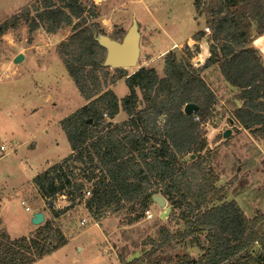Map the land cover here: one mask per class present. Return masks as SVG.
<instances>
[{
    "label": "trees",
    "instance_id": "1",
    "mask_svg": "<svg viewBox=\"0 0 264 264\" xmlns=\"http://www.w3.org/2000/svg\"><path fill=\"white\" fill-rule=\"evenodd\" d=\"M194 4L211 30L210 54L196 67L197 45L180 57L171 50L165 56L163 77L154 67L145 66L131 74L126 68L110 73L105 64L108 49L99 37L118 40L126 31L106 34L99 22L92 21L97 17L94 0L91 4L34 0L0 23V36L25 23L29 41L41 28L56 34L71 27L72 33L56 46V52L86 100L60 121L71 153L37 172L33 180L52 217L32 236L12 238L0 229V264H34L68 244L57 218L77 198L84 199L88 190L91 195L85 203L94 214L114 205L147 207L159 193L170 199L173 210H180L175 216L184 229L173 233L162 226L158 239H149V257L180 240L204 236L205 244L196 243L202 254L194 258L184 253L176 264L264 261V236L258 232L264 214L249 217L236 200H226L224 187L217 185L219 175L207 166L210 149L203 123L212 116L217 95L202 75L214 65L219 67L242 101L231 118L264 142V60L253 45L255 36L264 33V0H195ZM206 36L200 29L193 39L198 44ZM122 79L129 93L120 99L111 86ZM188 103H196L198 109L187 114ZM121 110L127 119L114 123ZM62 196L70 203L64 208L55 203ZM141 260L136 257L125 264H142Z\"/></svg>",
    "mask_w": 264,
    "mask_h": 264
},
{
    "label": "rangeland",
    "instance_id": "2",
    "mask_svg": "<svg viewBox=\"0 0 264 264\" xmlns=\"http://www.w3.org/2000/svg\"><path fill=\"white\" fill-rule=\"evenodd\" d=\"M33 1L0 0V23ZM87 1L88 4L92 2ZM194 2L94 0L97 17L92 21L99 22L106 34L122 29L128 33L135 27L140 53L138 63L128 68V73L143 66L154 67L163 77L165 56L171 50L180 57L197 45L199 53L193 59L196 67L201 66L210 54L207 38L211 31H206V38L198 44L193 39L198 30L208 26L205 15L198 13ZM71 33V27L62 28L56 34H48L41 28L29 41L28 26L21 23L17 29H10L0 36V196L7 203L1 224L4 223L6 228L2 229L13 237L29 231V216L34 209L44 210L48 219L52 217L50 206L42 201L33 180L37 172L69 155L70 144L60 121L86 103L56 52V46ZM175 43L178 45L173 48ZM19 54L24 58L17 62ZM218 69L212 66L202 72L217 95L213 114L203 123L210 149L205 154L207 166L219 175L217 185L224 187L225 199L236 200L246 215L254 217L257 212L264 214V142L250 130L244 132L243 127L240 130L231 124L229 117L239 98L224 83ZM109 70L114 73V68ZM111 88L120 99L129 93L124 79ZM127 117L121 110L112 121L119 123ZM227 129L232 133L224 137ZM185 159L191 161L189 156ZM87 186L92 189L91 184ZM164 197L166 206L155 201L147 207L140 203L127 204L124 208L114 205L96 214L86 207L85 199L77 198L72 208L57 218L65 234L74 233L78 238L69 246L77 256V263L71 258L69 261L62 259L61 255L55 261L64 264H125L140 257L142 264H176L184 253L198 258L203 250L196 243L205 244L204 236L198 237L197 241L180 240L152 257L147 255L152 247L149 239H158L162 226H167L173 233L184 229V224L178 223L175 216L180 210L174 211L170 199ZM65 199L55 198L56 205L60 208L69 205ZM9 204L12 205L11 211ZM26 206L31 210H26ZM147 208L154 214L151 219L145 215ZM82 219H86L84 225ZM96 223L104 231L102 241L84 236L83 230ZM258 232L264 236V221L259 224ZM77 247L83 250L79 251ZM39 264H54V260L51 257L50 261Z\"/></svg>",
    "mask_w": 264,
    "mask_h": 264
},
{
    "label": "water",
    "instance_id": "3",
    "mask_svg": "<svg viewBox=\"0 0 264 264\" xmlns=\"http://www.w3.org/2000/svg\"><path fill=\"white\" fill-rule=\"evenodd\" d=\"M99 41L107 47L106 65L112 68H130L136 66L138 63L140 46L138 34L135 27H132L128 33L126 32L122 42L110 38L108 35H102L99 37ZM24 58L23 54H19L16 61L19 62ZM198 109L196 103H188L185 105V112L187 114L193 113ZM233 122V120L231 119ZM232 133L231 129H227L224 133V137H228ZM154 201L160 206H166L167 200L162 194L154 195ZM75 203H73L74 205ZM45 220L43 211H37L32 216V222L36 225H41Z\"/></svg>",
    "mask_w": 264,
    "mask_h": 264
},
{
    "label": "crops",
    "instance_id": "4",
    "mask_svg": "<svg viewBox=\"0 0 264 264\" xmlns=\"http://www.w3.org/2000/svg\"><path fill=\"white\" fill-rule=\"evenodd\" d=\"M254 31H255V28H254ZM61 39H63V38H61ZM61 39H59L58 41H60ZM176 44L177 43H175L174 44V46H173V48H175L176 47ZM178 45V44H177ZM253 45L256 47V48H258V50L260 51V53H261V55H262V58H263V60H264V33H262V34H259V35H256L255 36V38H254V42H253ZM199 60V59H198ZM214 66H217V65H214ZM218 67V66H217ZM211 68V67H210ZM219 70V69H218ZM220 71V70H219ZM220 73V72H219ZM220 75H221V73H220ZM221 78L223 79V81H224V83L231 89V90H233V93L235 92V93H238V89L236 88V87H234V86H232L230 83H228L224 78H223V76L221 75ZM112 88H114V87H112ZM237 100H239V101H237L238 103H237V105H236V107L235 108H237V107H239L241 104H242V101L240 100V99H237ZM86 101V100H85ZM241 102V103H240ZM230 119V122H231V124H234V125H237V128L238 129H240L241 130V126L239 125V123L236 121V120H234L233 118H231V117H229ZM231 119L233 120V122L231 121ZM248 129H245L244 130V132H248L247 131ZM70 153H71V150H70ZM69 153V154H70ZM42 201H44V200H42ZM6 204L7 203H5V201H4V199H2V201L0 202V229H2L3 227H5V226H3V224H1V220H2V218H3V215H4V208H5V206H6ZM10 205V204H9ZM8 205V208H9V210L11 211V209H12V205H10L9 206ZM26 209V208H25ZM28 211H30V210H28ZM37 211H43V213H44V215H45V220L46 219H48V214L44 211V210H37V209H34L33 211H32V213L30 214V216H29V223H28V227H29V231L28 232H26V233H24V234H22V235H26V236H32L35 232H36V230H37V228L40 226V225H36V224H34L32 221H30L31 219H32V216H33V214L35 213V212H37ZM30 224H32V227H31V225ZM42 225V224H41ZM6 228V227H5ZM83 232H84V236L85 237H88V236H91V238L92 239H94V240H96V239H99V241H102V237H103V235H104V231L103 230H101L100 228H99V224H93L92 226H89L87 229H85V230H83ZM10 234V233H9ZM22 235H19V236H22ZM67 235V234H66ZM94 235V236H93ZM18 236V237H19ZM68 236V238H69V242H68V244H66L65 246H63V247H61L60 249H58L56 252H53L52 254H50V255H47V256H45V257H43L42 259H40V260H38L37 262H35L34 264H39L40 262H42V261H44V260H48V261H50L51 260V257L53 258V260H54V264H64V263H58V261L56 262L55 260L58 258V256H60L61 255V258L62 259H65V258H67V261H69V258H71L72 260H74V262H75V260H76V258H77V256H75V253H74V250H71V249H69V246L71 245V243H73L72 241H74L75 239H78L76 236H74V233L72 234V235H67ZM12 238H15V237H13V236H11ZM17 237V236H16ZM80 238V237H79ZM92 239H89L90 241L92 240ZM77 250H79V251H82L83 250V248L82 247H77ZM61 259V260H62ZM75 263H77V262H75Z\"/></svg>",
    "mask_w": 264,
    "mask_h": 264
},
{
    "label": "built area",
    "instance_id": "5",
    "mask_svg": "<svg viewBox=\"0 0 264 264\" xmlns=\"http://www.w3.org/2000/svg\"><path fill=\"white\" fill-rule=\"evenodd\" d=\"M204 29L208 33L211 31L208 26H206ZM2 148H3V146H2ZM90 195H91V191H89V190L86 191V194H85V198L84 199H86ZM62 197L66 198V196H62ZM22 204H25V201H22ZM26 210H31V207L30 206H26ZM144 212H145V215H146V217L148 219H151V218L154 217V214H153V212H152V210L150 208H147ZM85 223H86V219H82L81 224L84 225Z\"/></svg>",
    "mask_w": 264,
    "mask_h": 264
}]
</instances>
